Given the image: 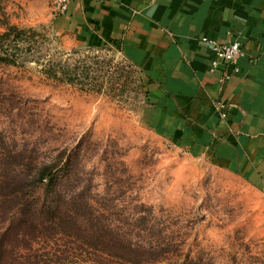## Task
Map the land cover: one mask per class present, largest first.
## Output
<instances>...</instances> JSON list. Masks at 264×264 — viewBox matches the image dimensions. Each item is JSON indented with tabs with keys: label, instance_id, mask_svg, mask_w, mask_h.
<instances>
[{
	"label": "rangeland",
	"instance_id": "1",
	"mask_svg": "<svg viewBox=\"0 0 264 264\" xmlns=\"http://www.w3.org/2000/svg\"><path fill=\"white\" fill-rule=\"evenodd\" d=\"M59 13L52 0L50 7L0 0V32L7 25L31 27L40 43L23 64L0 62V161L10 151L54 163L58 179L70 177L63 187L96 196L100 209L110 206L111 220L158 223L169 245L167 258L152 264H264V192L156 131L145 121L147 84L141 70L116 46L91 49L56 31L52 19ZM49 56L93 63L89 83L45 76L32 60ZM1 228L0 221V233ZM66 240L34 252L30 261L119 264ZM19 256L0 252V264H17Z\"/></svg>",
	"mask_w": 264,
	"mask_h": 264
},
{
	"label": "crops",
	"instance_id": "2",
	"mask_svg": "<svg viewBox=\"0 0 264 264\" xmlns=\"http://www.w3.org/2000/svg\"><path fill=\"white\" fill-rule=\"evenodd\" d=\"M52 20L73 42L116 46L141 70L145 121L156 131L264 192V0H70ZM203 36L241 42L239 70L222 87L224 67L209 70ZM218 99L227 103L225 119Z\"/></svg>",
	"mask_w": 264,
	"mask_h": 264
},
{
	"label": "trees",
	"instance_id": "3",
	"mask_svg": "<svg viewBox=\"0 0 264 264\" xmlns=\"http://www.w3.org/2000/svg\"><path fill=\"white\" fill-rule=\"evenodd\" d=\"M36 33L31 27L7 25L0 32V62L16 65L18 60L22 63L34 57L33 52L40 45L33 39ZM32 61L48 78L69 84H82L85 79L89 83L87 79L94 73L93 63H69L52 56L42 62ZM65 165L69 166V162L65 161ZM55 167L54 163L13 156L10 151L1 159V253H19L14 259L17 264H33L30 258L35 257L34 252L44 253L54 243L71 239L74 248L81 244L82 249L93 251L98 258L119 264H152L167 258L169 244L161 236L158 223L111 220L110 206L103 208L109 211L106 214L94 203L98 201L96 196L77 192L78 187L66 190L63 186L71 182L70 177L64 174L58 179ZM21 256H27V260L19 261Z\"/></svg>",
	"mask_w": 264,
	"mask_h": 264
},
{
	"label": "built area",
	"instance_id": "4",
	"mask_svg": "<svg viewBox=\"0 0 264 264\" xmlns=\"http://www.w3.org/2000/svg\"><path fill=\"white\" fill-rule=\"evenodd\" d=\"M69 2L70 0H52L54 8L60 13L67 10ZM200 41L208 44L213 55L209 70H218L221 65L224 67L218 78L219 86H224L231 74L239 70L238 60L243 54L241 42L237 39L220 42L207 36L201 37ZM214 107L219 117L225 119L227 116V103L222 99H218L214 103Z\"/></svg>",
	"mask_w": 264,
	"mask_h": 264
}]
</instances>
